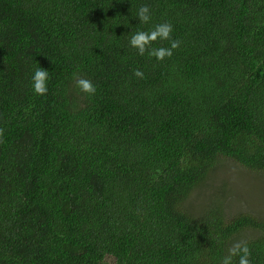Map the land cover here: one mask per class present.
<instances>
[{"label":"trees","instance_id":"obj_1","mask_svg":"<svg viewBox=\"0 0 264 264\" xmlns=\"http://www.w3.org/2000/svg\"><path fill=\"white\" fill-rule=\"evenodd\" d=\"M165 22L171 58L130 46ZM0 129V264H221L239 241L264 264L263 213L224 183L188 206L231 162L264 176V0H0Z\"/></svg>","mask_w":264,"mask_h":264},{"label":"clouds","instance_id":"obj_2","mask_svg":"<svg viewBox=\"0 0 264 264\" xmlns=\"http://www.w3.org/2000/svg\"><path fill=\"white\" fill-rule=\"evenodd\" d=\"M137 18L141 24H149L151 21V10L149 6L142 5L137 11ZM173 26L168 23H161L155 25L150 31H138L131 35L130 46L138 51V54L144 56L147 54L149 57H155L158 61H163L166 58H171L173 50L180 47V41L173 39ZM168 41L170 47H154L156 42ZM134 75L138 78H143L144 73L137 69L134 71ZM48 80L49 72L41 67L37 68L33 74V90L35 94L44 96L48 92ZM73 80L75 86L80 92L86 94L89 97L95 96L97 92L96 86L91 80L81 77L78 74H73ZM4 130L0 129V143H5ZM251 250L248 247L246 241H239L232 245L228 249V255H226L221 264H233V258L239 257L238 264H251L250 261Z\"/></svg>","mask_w":264,"mask_h":264},{"label":"rangeland","instance_id":"obj_3","mask_svg":"<svg viewBox=\"0 0 264 264\" xmlns=\"http://www.w3.org/2000/svg\"><path fill=\"white\" fill-rule=\"evenodd\" d=\"M231 169L219 170L217 176L208 181V184L188 199V206L193 207L192 211H204L206 206L211 207L219 201L220 190L217 186L223 183L228 194V202L224 206L231 212L251 210L264 216V176L255 174L231 162ZM109 263H113L111 259Z\"/></svg>","mask_w":264,"mask_h":264}]
</instances>
